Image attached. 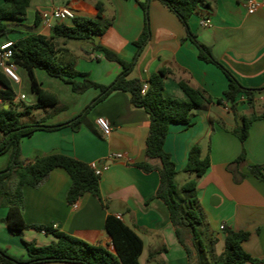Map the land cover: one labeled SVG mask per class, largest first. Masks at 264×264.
<instances>
[{"label": "crops", "instance_id": "obj_1", "mask_svg": "<svg viewBox=\"0 0 264 264\" xmlns=\"http://www.w3.org/2000/svg\"><path fill=\"white\" fill-rule=\"evenodd\" d=\"M3 1L0 0V5ZM247 1L206 0V4L200 5L190 17L189 25L198 41L210 47L216 59L244 87L261 89L264 88V8L249 14ZM145 2H148L147 9L142 6ZM99 5L102 6L103 20L110 23L109 27L102 35H94L82 42L60 40L69 50L66 61L75 57L77 71L87 73L97 83L109 85L121 73L122 66L107 60L96 48L101 46L126 62L134 61L132 78L147 81L161 68L171 69L173 74L167 76L164 83L166 97L180 101L188 99L178 83L179 79L211 96L214 102L193 111L189 126H170L164 149L176 165L177 178L184 172L189 150L194 144L201 146L203 156L209 154L211 165L198 180L197 196L206 223L217 239L215 254L219 256L224 251L226 228L243 230L250 233L243 248L258 260L250 264H264V182L249 171L252 165L264 166V119L251 124L243 143L233 134L232 129L241 125L243 118L253 111L247 97L239 95L235 111L229 109V104L216 101L224 98L229 81L220 68L199 59L198 48L187 38L186 29L176 14L159 0H31L23 19L7 22L14 30L9 39L16 40L31 34L50 36L52 28L43 24V12L68 7L77 17L97 19ZM206 18L211 20L207 27L202 25ZM62 23L73 25V21ZM146 25L150 28V37L144 49L138 52L137 41ZM10 40L2 37L0 45ZM22 71L29 78L28 72L17 66L20 82L14 83L8 78L16 101L21 102V96H25L20 93L25 75ZM34 73L39 87L49 94L51 101H55V105L39 110L45 111V115L38 119L44 124L72 121L100 95L98 89L76 94L69 84L45 71L36 69ZM3 89L0 84V90ZM33 94L31 105L39 101V96ZM255 101V112L262 114L264 93L258 94ZM98 117H104L111 125L109 136H103L97 126ZM149 126L148 113L132 104L131 94L114 91L89 110L77 131L63 127L54 131H37L23 138L21 155L29 163L40 156L63 154L87 164L96 162L108 167L100 180L103 202L87 193L77 200L76 207L69 204L67 193L72 181L62 168L54 169L38 188L25 186V222L29 226L53 227L115 253L105 226L107 216L113 215L120 217L143 240L140 264H196L189 260L180 244L167 206L160 199L153 198L159 187V173H145L135 166L146 159L145 142ZM243 152L245 160L233 164ZM116 154L123 157L115 159ZM9 159V154L0 156V170L7 166ZM7 212V208L0 207V248L10 255L27 257L23 240L34 241L39 246L49 245L55 240L53 235L34 228L24 230L21 236L13 234L5 222ZM153 251L158 254L149 261V253Z\"/></svg>", "mask_w": 264, "mask_h": 264}, {"label": "trees", "instance_id": "obj_2", "mask_svg": "<svg viewBox=\"0 0 264 264\" xmlns=\"http://www.w3.org/2000/svg\"><path fill=\"white\" fill-rule=\"evenodd\" d=\"M149 1V0H148ZM180 19L186 29L187 38L198 48L200 60L214 64L222 70L229 83L224 92V98L217 99L219 104H229L231 111L236 110L238 97L245 94L247 103L253 110L243 118L241 125H236L232 132L243 143L249 135L251 124L264 119V112H255V99L258 94L264 93V88L251 89L244 87L233 73L223 66L213 55L210 47L198 41L189 25L190 17L195 14L200 5L206 0H159ZM31 0H4L0 5V38L9 36L14 30L7 24L10 20H21L30 6ZM147 3L142 6L147 9ZM97 19L77 17L72 26L63 23L52 28L50 36L31 34L13 41L12 63L28 72L32 91L39 96L34 104H25L16 101L15 92L8 77L0 70V156L9 154L7 166L0 170V207L7 208L5 222L8 229L21 236L23 231L34 228L44 231L54 237V241L46 246H39L34 241L23 240L27 257H15L0 248V264H43L60 262L71 264H140L139 258L143 252V240L120 218L108 215L106 218V231L111 237L115 253L101 245H93L75 236L54 229L50 226H29L23 216L24 187L38 188L50 173L56 168L64 169L71 178V186L67 193V201L74 204L77 200L89 193L103 202L100 193L101 177L97 176L89 164L63 154H53L37 157L33 163L27 162L21 155V141L37 131H54L63 127H71L77 131L85 121L89 110L98 102L105 99L114 91H125L131 94L134 106L143 108L149 115L150 126L145 142L146 159L135 164L145 173L157 171L159 173V187L153 198L160 199L167 206L170 220L175 228L180 244L186 250L189 260L196 264H250L258 260L248 254L243 243L250 233L235 231L226 228L225 248L221 255L215 254L217 239L206 223L205 215L197 196L198 180L207 172L211 165L210 156H203L199 144H194L188 153L184 172L189 179L184 184L177 182L178 170L171 155L164 149L165 140L171 125L180 124L189 126L193 118V111L204 109L214 102L204 90L192 87L187 81L179 79L181 89L188 99L180 101L164 95L165 78L172 75L171 69L163 67L153 74L149 80L143 81L132 78L134 61L126 62L114 52L97 46L105 58L122 66L121 73L109 85H102L91 80L87 73L76 70V59L71 57L68 61L69 50L60 40H89L94 35H102L110 23L102 17V6H98ZM150 37V28L146 25L137 41L138 52H141ZM36 69L45 71L49 76L58 78L71 86L73 93L82 94L89 89L100 90V95L86 107V109L70 122L57 125H47L43 122H21L25 114L33 110L55 105L49 94L39 87L35 77ZM148 83L147 90L143 85ZM246 158L243 152L233 164H239ZM153 161L157 163H153ZM250 173L264 182V166L252 165ZM158 252L149 253L148 259L152 261Z\"/></svg>", "mask_w": 264, "mask_h": 264}, {"label": "built area", "instance_id": "obj_3", "mask_svg": "<svg viewBox=\"0 0 264 264\" xmlns=\"http://www.w3.org/2000/svg\"><path fill=\"white\" fill-rule=\"evenodd\" d=\"M248 13L253 14L257 10L264 8V0H248L247 1ZM77 18L76 13L68 7H59L51 11L41 13V20L43 24L48 28H53L55 25L64 21H74ZM211 24V20L203 19L202 25L207 27ZM13 41H6L0 45V70L14 83H19L20 78L16 73V65L12 63L13 56ZM148 83L143 85V90H147ZM25 96H21L24 99ZM3 104V100L0 99V105ZM97 126L102 131L103 136L107 137L111 134L112 128L109 122L104 117H98L96 120ZM115 159H121V154H116ZM97 176L102 175L108 167L106 165H99L96 162L89 164ZM76 207V203L73 204ZM120 218V217H118ZM223 229V227H221Z\"/></svg>", "mask_w": 264, "mask_h": 264}, {"label": "rangeland", "instance_id": "obj_4", "mask_svg": "<svg viewBox=\"0 0 264 264\" xmlns=\"http://www.w3.org/2000/svg\"><path fill=\"white\" fill-rule=\"evenodd\" d=\"M14 37V36H13ZM77 42H82V41H77ZM84 44V43H82ZM24 72V82L22 83L21 85V92L20 93H23L26 98L23 99V103L25 104H30L33 102V99H34V94H33V91L32 90V86H31V81L30 79L28 78L27 74L25 71H22ZM40 109H37L29 114H25L22 118H21V122L23 124L25 123H36L40 117V115H45V111H39ZM189 174L183 172L181 173L178 178H177V181L180 185H182L184 183V181H187L189 179Z\"/></svg>", "mask_w": 264, "mask_h": 264}]
</instances>
